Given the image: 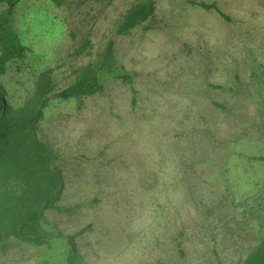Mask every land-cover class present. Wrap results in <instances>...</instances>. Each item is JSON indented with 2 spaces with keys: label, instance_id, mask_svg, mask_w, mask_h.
Listing matches in <instances>:
<instances>
[{
  "label": "rangeland",
  "instance_id": "374dc122",
  "mask_svg": "<svg viewBox=\"0 0 264 264\" xmlns=\"http://www.w3.org/2000/svg\"><path fill=\"white\" fill-rule=\"evenodd\" d=\"M76 1L73 24L83 12L96 9L91 1ZM113 1L114 7L101 16L95 41L103 43L110 35L113 15L130 0ZM193 1L216 3L230 21L187 0H159L155 18L146 24L151 29L142 26L127 36L111 35L120 64L135 74V109L130 105L133 90L113 81L105 95L86 100L81 110L74 102L57 101L46 110L42 134L59 150L66 181L59 204L84 203L82 215L72 221L55 212L49 216L68 234L92 224L78 241L84 264H232L247 251V241L229 234L236 229L229 223L240 212L230 202L247 189L240 179L244 169L234 163L222 176L224 161L217 155L204 159L208 142L201 131L209 125L218 141H225L250 128L255 132L245 137L253 142L248 147L264 156V137L254 128L260 123L256 112L264 109V0ZM40 2L24 5L19 18L28 21L24 16ZM49 15L35 27L30 21L18 24L28 51L0 79L9 104L31 94L40 70L71 60L67 35L73 26L60 10ZM59 21L63 34L55 29ZM67 76L59 73L61 87ZM210 85L233 90L223 92ZM214 102L229 111L211 114ZM191 141L188 155L195 168L181 161L185 153L181 147ZM159 150L166 152L168 161L159 164L157 181L145 191L142 172L149 168L156 172ZM250 171V179H261L264 163ZM206 205L216 208L215 217H206ZM219 214L226 219L220 221ZM181 233L184 236L178 238ZM178 242L186 250L185 258L178 255ZM20 264L37 261L31 258Z\"/></svg>",
  "mask_w": 264,
  "mask_h": 264
},
{
  "label": "trees",
  "instance_id": "16d2710c",
  "mask_svg": "<svg viewBox=\"0 0 264 264\" xmlns=\"http://www.w3.org/2000/svg\"><path fill=\"white\" fill-rule=\"evenodd\" d=\"M40 1L37 8L27 12L24 17L28 21H25L19 18L20 11L32 0H0V79L11 63L27 55L28 47L18 24L24 26L30 21L35 27L44 21V17L51 16V10H60L66 14L64 20L67 24L73 26L67 35V53L71 57L68 65L57 64L40 70L33 78L31 94L25 99L18 104H9L0 82V264H20L31 258L37 264H84L78 241L85 231L92 228V224L68 234L49 216V213L55 212L60 219L72 221L74 216L82 215L80 210L84 203L74 206L59 204L66 185L59 163L61 154L52 141L42 134V124L46 110L53 102H74L81 110L86 100L105 95L109 83L113 81L133 90L130 105L132 109L136 108L135 74L126 71L120 64L112 36H127L142 26L151 29L148 25L156 16L159 0H130L123 10L113 15L108 29L110 35L105 37L103 43L94 38L98 37L102 14L114 7L113 0H84V4L91 1V7L95 6L96 9L83 12V18L79 22L74 21V24L71 20L75 11L73 5L78 8V1ZM187 3L205 11L214 10L224 21H230L216 3L193 0H187ZM57 25L55 29H60L63 34V22L59 21ZM51 33L54 34L53 30ZM64 71L68 73L64 78L67 83L61 87L58 75ZM210 88L223 92L233 90L222 85H210ZM217 110L225 113L229 111L225 104L214 102L209 112L215 113ZM262 110L263 107L258 109L254 116L260 121L254 128L257 127L264 137ZM212 131L209 125L201 131L202 139L208 142L209 155L204 159L211 161L217 155L224 161L222 176L228 173L226 166L237 163L240 169H244L241 170L240 179L247 186V189L240 190V199L230 202L240 212L229 223L231 227H236L230 229L229 234L249 243L246 253L232 264H264V177L253 180L248 177L251 168L264 163V156L255 155L253 149L248 147V144L253 143L251 138L245 139L255 131L242 128L229 135L225 141H218ZM192 146L191 141L187 148L181 147L185 152L181 161L195 168V163L191 162L188 155V149ZM167 161L166 152L159 150L156 172L150 168L143 170L141 179L145 191H150L153 181H157L162 168L159 164ZM193 173L198 172L195 170ZM203 173L205 175L206 169H203ZM193 205L198 207L197 201H193ZM205 208L208 219L215 217V207L206 205ZM218 217L220 221L226 219L221 214ZM183 236L181 233L178 238ZM182 245V242H178L176 248L179 257L185 258L186 250Z\"/></svg>",
  "mask_w": 264,
  "mask_h": 264
}]
</instances>
